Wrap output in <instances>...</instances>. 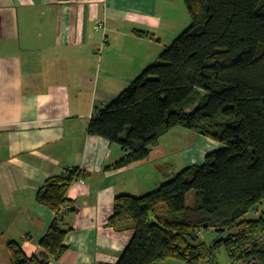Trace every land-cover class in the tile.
I'll list each match as a JSON object with an SVG mask.
<instances>
[{"label":"crops","instance_id":"obj_1","mask_svg":"<svg viewBox=\"0 0 264 264\" xmlns=\"http://www.w3.org/2000/svg\"><path fill=\"white\" fill-rule=\"evenodd\" d=\"M185 8L182 0H0V264H10L9 242L34 255L54 217L36 193L71 168L83 184L67 191L75 209L62 223L67 251L50 264H116L132 222L110 224L115 198L148 194L174 177V167L202 165L215 149L177 127L146 160L115 169L126 152L87 133L95 110L189 24Z\"/></svg>","mask_w":264,"mask_h":264},{"label":"trees","instance_id":"obj_2","mask_svg":"<svg viewBox=\"0 0 264 264\" xmlns=\"http://www.w3.org/2000/svg\"><path fill=\"white\" fill-rule=\"evenodd\" d=\"M182 1L191 24L95 110L87 133L126 152L115 169L146 160L177 127L222 148L148 194L115 198L110 224L122 216L132 222L116 264H218L221 249L232 261L264 264V211L255 217L264 203V0ZM82 179L71 168L44 182L35 201L53 220L30 259L19 243L7 244L10 264H50L67 251L62 223L75 212L67 191Z\"/></svg>","mask_w":264,"mask_h":264},{"label":"rangeland","instance_id":"obj_3","mask_svg":"<svg viewBox=\"0 0 264 264\" xmlns=\"http://www.w3.org/2000/svg\"><path fill=\"white\" fill-rule=\"evenodd\" d=\"M186 9V8H185ZM187 10V9H186ZM187 13H188V11H187ZM191 24V19H190V22H189V24L185 27V28H183L181 31H179V29L178 28H176L175 29V31H173V32H171V37L169 38V39H165V40H163V41H161V43H160V45H157V48H158V50H159V53H158V55H157V58L155 59V61H153V62H151V64H153L154 62H156L157 61V59H158V57H159V55L166 49V48H168L171 44H172V42L189 26ZM172 38V39H171ZM166 46V47H165ZM142 73V72H141ZM140 73V74H141ZM139 74V75H140ZM138 75V76H139ZM137 76V77H138ZM136 79V78H135ZM133 82V81H132ZM131 82V83H132ZM130 83V84H131ZM120 94V93H119ZM214 146H215V149L214 150H212L211 152H209V153H212L213 151H216V150H218V149H221L222 148V146L220 145V144H218V143H214L213 144ZM217 145V146H216ZM208 153V154H209ZM207 154V155H208ZM206 155V156H207ZM175 169H174V171H175V175L179 172V171H181L182 169V167H181V165H177L176 167H174ZM174 175V176H175ZM190 195L191 194H189L188 195V199L190 198ZM257 209V210H256ZM255 209V212H257V216H258V211L260 212L261 210L262 211H264V203L262 204V205H259V206H257V208ZM163 210H165V206L163 205V206H161L160 208H159V211L161 212V211H163ZM253 212L254 211H251L250 213H249V217H253L254 215H253ZM257 216H255V217H257ZM232 232V231H231ZM208 240V239H207ZM209 241V240H208ZM217 255V263L218 264H246V263H243V262H241V261H232L229 257H228V255H227V253L223 250V249H221V250H219L218 251V253L216 254ZM159 264H184V263H182V262H179V261H176V260H166V261H164V262H161V263H159Z\"/></svg>","mask_w":264,"mask_h":264},{"label":"built area","instance_id":"obj_4","mask_svg":"<svg viewBox=\"0 0 264 264\" xmlns=\"http://www.w3.org/2000/svg\"><path fill=\"white\" fill-rule=\"evenodd\" d=\"M96 30H104V23H99L97 24V26L95 27ZM79 183L83 184V181L82 180H79Z\"/></svg>","mask_w":264,"mask_h":264}]
</instances>
